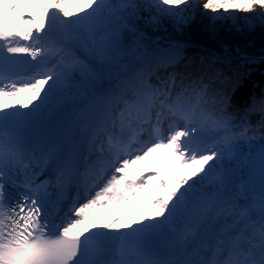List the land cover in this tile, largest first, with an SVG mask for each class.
<instances>
[{"label": "snow or ice", "instance_id": "obj_1", "mask_svg": "<svg viewBox=\"0 0 264 264\" xmlns=\"http://www.w3.org/2000/svg\"><path fill=\"white\" fill-rule=\"evenodd\" d=\"M37 3L41 15L17 16L31 27L0 29V264H264V119L248 118L264 117V99L241 114L216 59L150 48L143 30L187 23L198 7L264 22V0ZM21 8L0 0V18ZM67 103L70 118L40 126ZM162 151L189 174L133 170ZM132 202L155 212L103 223L101 212L90 225L96 210Z\"/></svg>", "mask_w": 264, "mask_h": 264}, {"label": "trees", "instance_id": "obj_2", "mask_svg": "<svg viewBox=\"0 0 264 264\" xmlns=\"http://www.w3.org/2000/svg\"><path fill=\"white\" fill-rule=\"evenodd\" d=\"M202 2L203 0H198V3ZM244 14L238 12V16ZM142 15L147 17L149 13L145 11ZM212 16L210 10L198 7L193 17L182 25L164 17L158 27L144 26L146 43L150 48H162L176 42L185 43L183 53L195 64H199L201 60L216 59L215 66L226 77L225 82L218 86L231 96L235 109L242 114L254 100L264 99V59L248 61L237 55L264 57V22H255L253 27L246 28L235 20L231 27L228 19L215 20ZM206 48L219 55L207 56L210 52ZM248 118L253 125L264 119L258 111L251 113ZM260 143H256L252 149L249 146L243 148L251 152ZM190 171L184 169L183 173L188 175Z\"/></svg>", "mask_w": 264, "mask_h": 264}, {"label": "rangeland", "instance_id": "obj_3", "mask_svg": "<svg viewBox=\"0 0 264 264\" xmlns=\"http://www.w3.org/2000/svg\"><path fill=\"white\" fill-rule=\"evenodd\" d=\"M86 2H90V0H86ZM86 2H85V0H69V3L67 5L68 11L79 12L81 8L86 7ZM31 12L37 16L41 15L40 6L37 3V0H34L33 8H32ZM221 12H223V10H221ZM238 12H239L238 10L229 9L228 13H224V16H231L232 17V18L228 19V21H230L229 25H231V27H232L235 20H236V22L239 21L241 23V25L246 27V28H249L250 26L253 27V25H255V22L261 21L258 18V16L254 13H245L243 16H240V15L238 16ZM186 15H190L191 17H193V13H187ZM215 20H217V19H215ZM28 27H31V25H28ZM176 44L177 43H175V44L173 43L171 46L176 45ZM207 51L210 52V54L209 53L206 54L207 56H211V55L218 56L219 55V54H217L214 51H211L209 49ZM238 56L240 58L248 60V61H252L254 59L255 60L256 59H259V60L264 59V57H255V56H250V57L247 56L246 57L243 55L242 56L237 55V57ZM220 57H223L225 59L227 58V57L221 56V55H220ZM71 104H73V103H67V104H63V105H71ZM49 115L50 114L46 113L44 115L43 119L48 117ZM43 119L41 120V122L43 121ZM258 142H260V141H258ZM258 142L257 141L254 142L253 145L251 147H249V149H252L253 147H255L256 143H258ZM249 153H250V150H247L246 148H242L240 159L241 160H247ZM238 164H239V161H237L236 164H233V168L235 169L236 178H239L244 173V169H240L238 167ZM155 168L158 169L159 174L162 178H168V179L182 178L183 176H186V174L183 173V170L188 169V168L177 169L175 167H171L167 160H164L162 157L157 158L156 156H153V157L149 158L148 160L144 161L142 164L136 166L133 170L139 174H149V173H152L153 171H155V170L150 171V169H155ZM153 187H155V182L153 184ZM161 195H163V193H161ZM135 204H136V202L117 204V205H109L106 209H98V210H96V212L93 213L92 220L90 221V225L92 223L97 222L96 216L98 213H101V212H102V215L99 216V222H101V223L108 221L110 218L119 217L123 213H131L132 219H139L141 216H151L155 212V209L148 206L146 204V202H141L142 206L139 208L135 207ZM111 213H112V215H111Z\"/></svg>", "mask_w": 264, "mask_h": 264}, {"label": "bare ground", "instance_id": "obj_4", "mask_svg": "<svg viewBox=\"0 0 264 264\" xmlns=\"http://www.w3.org/2000/svg\"><path fill=\"white\" fill-rule=\"evenodd\" d=\"M25 1L27 2V0H25ZM18 14H19V13H18ZM14 16H15V15L12 16V18H11V21H12V22L9 23V26H11L12 28H13V27H15V28L17 27L16 29H18V28H20V27H23L22 24L20 23V20L17 19V16H19V15L15 16V17H14ZM13 17H14V18H13ZM15 21H18V23H19L20 25L16 24ZM72 105H73L72 107H69L70 105H67V106H59V107H57V109H56L54 112H52L48 117H46V118L43 119V121L40 123V126H41V127H44V126L48 125L50 121H52V120H58V118H59V117L65 112V111H67L69 108H74V107L77 106L75 103H73Z\"/></svg>", "mask_w": 264, "mask_h": 264}, {"label": "water", "instance_id": "obj_5", "mask_svg": "<svg viewBox=\"0 0 264 264\" xmlns=\"http://www.w3.org/2000/svg\"><path fill=\"white\" fill-rule=\"evenodd\" d=\"M172 45V44H171ZM165 46H167V45H165ZM165 46H163V47H165ZM170 46V45H169ZM168 46V47H169ZM162 47V48H163ZM260 147V146H259ZM258 150H259V148H257L256 150H254L253 152H251L249 155H251V156H253V157H255V155H256V153L258 152ZM249 157V156H248ZM244 175H246V170L244 171Z\"/></svg>", "mask_w": 264, "mask_h": 264}]
</instances>
